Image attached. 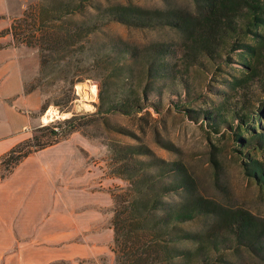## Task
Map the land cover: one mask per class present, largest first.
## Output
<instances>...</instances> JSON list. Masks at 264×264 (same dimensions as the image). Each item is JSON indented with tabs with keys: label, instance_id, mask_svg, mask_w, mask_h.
<instances>
[{
	"label": "trees",
	"instance_id": "1",
	"mask_svg": "<svg viewBox=\"0 0 264 264\" xmlns=\"http://www.w3.org/2000/svg\"><path fill=\"white\" fill-rule=\"evenodd\" d=\"M84 1L43 4L31 17L34 42L43 41L51 20L82 10ZM95 9L92 23L81 37L78 33L68 37H86L100 23L110 21L137 29L169 27L180 33L181 41L177 46L165 41L136 46L120 39L110 44L90 64L105 66L98 76L97 103L91 114L132 115L148 106L158 112L163 94H172L177 98L172 107L194 122L199 119L209 134L218 133L222 127L234 135V150L243 174L264 190V165L252 154L264 149V112L252 111L229 98L206 108L187 106L201 96L189 84L190 68L216 74L225 72L232 63L241 64L247 71L224 78L225 86L235 91L256 83L264 94V81L255 67L259 59L264 60V0H190V5L162 8L117 3ZM12 36L17 43V34L12 32ZM37 48L39 71H43V49ZM235 55L243 60L235 59ZM64 82L69 86L74 83L72 79ZM78 118L71 115L49 129L41 126L48 129L46 141L37 143L35 135L24 139L0 157V164H6L9 171L27 154L72 131ZM114 155L120 163L111 173L128 184L122 195L113 196L110 224L113 243L118 246L114 264H264L263 219L242 207L224 206L196 193L195 179L181 161L154 156L142 144L118 147ZM210 161L216 166L214 159ZM171 194L180 197L176 201L164 199ZM197 218L209 219L204 229L182 227ZM239 249L254 262H230L220 257Z\"/></svg>",
	"mask_w": 264,
	"mask_h": 264
},
{
	"label": "rangeland",
	"instance_id": "2",
	"mask_svg": "<svg viewBox=\"0 0 264 264\" xmlns=\"http://www.w3.org/2000/svg\"><path fill=\"white\" fill-rule=\"evenodd\" d=\"M17 1L21 5L20 13L12 22L13 29L9 28V32L11 35L12 32L16 33L18 37L16 41L20 43L30 40L31 45L28 46L33 47L37 53V46H41L45 61L43 71H39L38 67L36 74L25 85L26 89L38 91L41 97V105L34 114L36 125L29 129L27 138L35 135L37 143H42L48 139L50 125H56L57 121L77 115L79 117L76 120L77 127L63 135L62 139L73 138L87 141L91 150L88 161L98 167V175L101 178L109 176L108 190L113 196L122 195L128 188L125 180L111 173L120 163L118 156L114 155L115 150L124 145L142 144L154 156L164 160L181 161L195 179L196 193L224 206L242 207L264 220V190H261L243 174L239 155L234 150V135L222 127L218 133L209 134L207 127L201 124L199 119L194 122L180 109L175 110L172 107L171 102L177 100L174 95L163 94L158 112H155L152 106H148L132 115L91 114L95 111L97 103L98 76L105 66L102 64L91 66L90 64L94 57L97 58L104 54V49H108L110 44L120 39L136 46L153 41H165L177 46L181 41L180 33L169 27L137 29L110 21L100 23L86 37L77 40V37L83 34L85 27L87 25L89 27L92 23L95 7L120 3L162 8L170 5H190V0H87L84 1L82 10L64 14L59 20H51L47 24L41 42L39 40L34 42L36 34H31L32 27H34L32 15L35 16L43 4L51 6L57 2L64 3L71 0ZM75 33H78L77 37H68ZM31 35H35V38L30 39ZM14 38L12 36L13 40ZM71 42L74 43L73 46L69 45ZM235 59L243 60L236 55ZM255 67L264 81V60L259 59ZM241 70L247 71L238 63H232L230 68H224L225 72L216 74L198 67L190 68L189 84L193 88L192 91L200 93L201 96L187 106L206 108L212 103L217 104L229 98V101L243 103L252 111L261 109L264 112V94L260 92L256 83L250 85L249 88L235 91L230 90L223 83V79L229 78V75H241ZM64 79H72L73 85H67ZM80 84L89 85L96 94L90 97L84 88H77ZM49 109L54 114L53 116L47 115L50 120L44 122L43 116ZM41 126H48V129L43 130ZM252 154L264 165V149L252 151ZM137 157L147 159V156ZM211 158L215 160L216 166L210 161ZM6 169H8L6 164H0V176L7 172ZM168 179L165 178L164 181ZM179 197L178 194H171L164 199L176 201ZM113 205L104 210L100 209L104 218L107 219V227H110ZM208 220V218H197L182 224V227L189 231H199L204 229ZM109 246L110 240L101 245V252L95 258L53 263L110 264ZM112 250L115 251L113 252L115 257L118 253L117 243H113ZM113 253H111L112 257ZM220 257L230 262H254L243 249L224 252Z\"/></svg>",
	"mask_w": 264,
	"mask_h": 264
},
{
	"label": "crops",
	"instance_id": "3",
	"mask_svg": "<svg viewBox=\"0 0 264 264\" xmlns=\"http://www.w3.org/2000/svg\"><path fill=\"white\" fill-rule=\"evenodd\" d=\"M20 7L0 0V157L27 139L41 105L38 91L25 87L38 70V53L9 32ZM88 146L85 139L61 138L0 176V264L95 258L109 240L114 264L113 228L100 212L114 202L110 178L88 161Z\"/></svg>",
	"mask_w": 264,
	"mask_h": 264
},
{
	"label": "bare ground",
	"instance_id": "4",
	"mask_svg": "<svg viewBox=\"0 0 264 264\" xmlns=\"http://www.w3.org/2000/svg\"><path fill=\"white\" fill-rule=\"evenodd\" d=\"M77 88H84L85 91H87V94L90 95V97H93V96L96 94L93 90H91V87H90L89 85H86V84H80V85H77ZM80 91H81V90H80ZM52 114H54L53 111H51V110L49 109V110L46 112V115L43 116V119H42V120H43L44 122L49 121L50 119L47 118V115H51V116H53Z\"/></svg>",
	"mask_w": 264,
	"mask_h": 264
}]
</instances>
